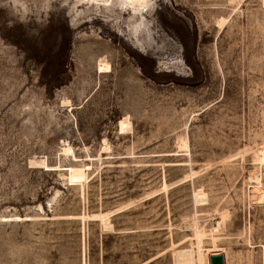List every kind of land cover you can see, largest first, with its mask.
Returning a JSON list of instances; mask_svg holds the SVG:
<instances>
[{"label": "rangeland", "instance_id": "1", "mask_svg": "<svg viewBox=\"0 0 264 264\" xmlns=\"http://www.w3.org/2000/svg\"><path fill=\"white\" fill-rule=\"evenodd\" d=\"M141 12L0 0V264H264V0Z\"/></svg>", "mask_w": 264, "mask_h": 264}, {"label": "bare ground", "instance_id": "2", "mask_svg": "<svg viewBox=\"0 0 264 264\" xmlns=\"http://www.w3.org/2000/svg\"><path fill=\"white\" fill-rule=\"evenodd\" d=\"M84 1H87L88 3H91V4H106V2L108 0H84ZM117 1H118L119 5L121 6V8L125 9L130 14H132L136 17H140V15L142 14V12H141L142 9H144V8L146 9L147 4H148V0H117ZM95 66H96V70L100 73L108 72L110 69V65H109L107 59L103 56H100L95 60ZM61 147H62V153L70 154L71 156H73L74 159L76 158L74 153H73L72 147L69 144H63ZM260 152H261V150H260ZM262 176H263V174H262ZM84 177H85V172H84V165L83 164L75 165V166L71 167L69 178L72 182H76V183L81 182L84 180ZM256 182L257 183H256L255 187H253V189H252V196L254 195L255 197L254 196L253 197L256 198V200L257 199L261 200L262 198H264V189L262 187L263 185H262V182L259 180V178H256ZM253 200H255V199H253ZM11 217H13V216L3 217L2 219L3 220L11 219ZM15 218L20 219L22 217L15 216Z\"/></svg>", "mask_w": 264, "mask_h": 264}, {"label": "water", "instance_id": "3", "mask_svg": "<svg viewBox=\"0 0 264 264\" xmlns=\"http://www.w3.org/2000/svg\"><path fill=\"white\" fill-rule=\"evenodd\" d=\"M209 264H225L224 255L220 252H215L209 255L208 257Z\"/></svg>", "mask_w": 264, "mask_h": 264}]
</instances>
